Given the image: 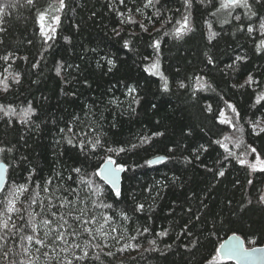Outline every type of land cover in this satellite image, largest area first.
<instances>
[{"label":"trees","instance_id":"16d2710c","mask_svg":"<svg viewBox=\"0 0 264 264\" xmlns=\"http://www.w3.org/2000/svg\"><path fill=\"white\" fill-rule=\"evenodd\" d=\"M145 5L0 0V213L22 209L0 215V264H232L216 257L229 235L264 243V171L239 163L264 160V0ZM109 156L127 168L119 197L96 175Z\"/></svg>","mask_w":264,"mask_h":264},{"label":"snow or ice","instance_id":"6c2138e0","mask_svg":"<svg viewBox=\"0 0 264 264\" xmlns=\"http://www.w3.org/2000/svg\"><path fill=\"white\" fill-rule=\"evenodd\" d=\"M191 2H192V0H185V4H191ZM26 3H27V5L34 6L35 0H26ZM121 3H123V0H121ZM240 3H241V0H220V6L222 8H229V7L239 6ZM243 3H244L245 6H247V0H243ZM152 4H153V0H147V5H145V6L147 7V6H150ZM59 5H60V8H63L64 7V0H59ZM15 6H16L15 4L7 5V7H15ZM3 11H4V8L3 7H0V14H2ZM57 11H59V9H57ZM46 17H47V13L42 11V12L39 13V15L37 17V20H38V23L40 25V33H41V35L42 36H46L47 39L50 40L53 37L51 35H49V33L50 32H55L56 29L55 28H52L51 26H47L48 30L47 31L45 30L46 25H45L44 21H45ZM236 19H239V17H236ZM52 20L57 25L60 23V17L59 16H53L52 17ZM141 27H143V25H141ZM261 27L264 28V24H262ZM248 30L250 32L252 31L251 28H249ZM189 31H191V29L188 27V17L185 16V17H183V24L181 25L180 28H177L176 33H177L178 36H182V35L186 34ZM154 46L158 48L159 47V41H157ZM0 59L8 60L9 57L8 56H4V57H0ZM237 59H240V58L238 57ZM111 63H112V61H109V64H111ZM33 67H35V65H33ZM153 67L155 68L156 65L154 64ZM60 71H61V68L58 66L56 68L57 75L60 74ZM161 78L163 79V77H161ZM16 82L18 83L19 80L17 79ZM246 83H248V84L253 83V80H252V77L251 76H249V78L246 81ZM180 87L183 88V87H185V85L183 83H181L180 84ZM4 90L5 91L7 90V87L6 86H5V89ZM164 90L165 91L168 90L166 83H165ZM130 91H132V90L130 89ZM262 100H264V95L258 96L257 97V100H256V103L259 104ZM0 110H2V109H0ZM31 111H32V109L29 106V109L25 111L24 115L25 116H28ZM233 111H235V109H233ZM221 115H223V113H221ZM222 122H227V121H222ZM260 131L261 132H264V128H261ZM162 134L163 133H154L153 135H162ZM68 143L69 144H72V141L69 140ZM99 144H100V140L99 139H97L94 143H91L92 149L94 150L96 148V146L99 145ZM80 146H81V148L84 147L83 142H81V145ZM133 147H135V145ZM5 151H11V149H5L3 147H0V153H3ZM107 151L108 152H112V151H114V149L108 148ZM124 151H125L124 148L118 149V152H124ZM255 151H256L255 148H253L252 149V152H255ZM255 159L260 164L259 170L260 171H264V160H261L259 156H257ZM106 163L108 165L115 164V167L114 168H111V167L102 168V169H100L96 173V175L97 176H100L101 179H103L105 182L110 183L111 186H112V188L115 191V195L117 197H119L121 195V192H120V189L116 186V178H117L118 173L125 172L127 170V168L123 164H117L111 158V156H109L107 158ZM149 163H151V162L149 161ZM239 163L241 165H245V164H247V161L240 160ZM248 166L251 167L253 169V171L257 170V165L255 163L250 164ZM4 171H5V165L3 163H0V185H2L4 183ZM74 171L77 172V173H79L80 172V169L79 168H76V169H74ZM218 175L221 176V177H223L225 175V173L223 171H220L218 173ZM70 179H71V177H70ZM248 183L251 184L252 181L249 180ZM0 191H3V188L2 187H0ZM19 191L20 192H26L27 189L24 188L23 186H21L20 189H19ZM45 191H47V189H45ZM249 203H251V201H249ZM257 203L260 204V205H262V206H264V195H260L258 197ZM62 206L63 205H61V207ZM107 206L108 207H111V205H107ZM143 209H144V205L143 204L137 205V208H136L137 211H141ZM21 211H22L21 208H17L16 207V201H15L14 198L7 201V207L5 209V213H18V212H21ZM5 213H0V215H4ZM53 215H56V214L53 213ZM125 218H127V217H125ZM20 219L23 220V217H20ZM61 219H63V217H61ZM76 219H79V217H77ZM10 220H11V217L10 216L8 217V219L0 220V228H3L5 230H9V221ZM51 222H52L51 220H44L43 221L44 224H50ZM84 223H88V221H85ZM64 224H67V221L66 220L64 221ZM63 226L64 225H61V227H63ZM12 228H14V229L17 228V225L13 223L12 224ZM32 231L33 232L36 231V225L35 224L32 225ZM113 231H115V229H113ZM144 231L147 232L148 229L145 228ZM45 235H47V233H45ZM63 235H64V233H60L59 236H58V238L59 239H63ZM159 235L165 236V235H167V232H161V233H159ZM229 239H231V238H229ZM27 240L28 241H33L34 240V237L32 235H29V236H27ZM35 243L42 244L43 241L40 240V239H35ZM152 243L154 244L155 241H152ZM77 247H79V245H77ZM220 248L221 249L227 248L228 249V255H229V257H231L232 255H235V254H244V255H246L248 253V250L247 249H244L242 247V245L239 246V247H237L235 245H230L228 241H226L224 244H222L220 246ZM84 255L87 256V253H84ZM77 259H79V257H77ZM68 264H72V262L71 261H68Z\"/></svg>","mask_w":264,"mask_h":264},{"label":"water","instance_id":"95a60500","mask_svg":"<svg viewBox=\"0 0 264 264\" xmlns=\"http://www.w3.org/2000/svg\"><path fill=\"white\" fill-rule=\"evenodd\" d=\"M164 159L165 158L161 157V156L154 157V158H152L150 160L151 163H149V165H155V164L163 161ZM0 163H3V162H0ZM106 167L114 168L115 164L108 165L106 163V161H105L99 167L98 171L100 169L106 168ZM122 174H123V172L122 173H118L117 178H116V186L119 189H120V186H121ZM98 178L100 179V181L103 184H105L112 191H114V189L112 188L110 183L105 182L103 179H101L100 176H98ZM5 184H6V165H5V171H4V183L2 185H0V187L4 188ZM229 238H231V239H229ZM226 241H228L230 245H235L237 247L242 245V247L244 249L248 250V253L246 255H244V254H235V255H232L231 257H229L228 249L227 248H224V249L220 248V246L222 244H224ZM216 257H217V259L219 261L231 262L232 264H264V243L262 245H260V246L247 247L245 245V242H244L242 237H240L239 235H236V234H231L228 237H226L225 239H223L221 241V243L218 245V247L216 248Z\"/></svg>","mask_w":264,"mask_h":264},{"label":"rangeland","instance_id":"374dc122","mask_svg":"<svg viewBox=\"0 0 264 264\" xmlns=\"http://www.w3.org/2000/svg\"><path fill=\"white\" fill-rule=\"evenodd\" d=\"M45 30L47 31V29H45ZM222 113H223V115H221V120L226 121L228 119V113L226 111H224ZM245 161H247V165L255 163L257 165V167L260 168V164H259V162L256 159L252 160L251 162H248V160H245Z\"/></svg>","mask_w":264,"mask_h":264}]
</instances>
